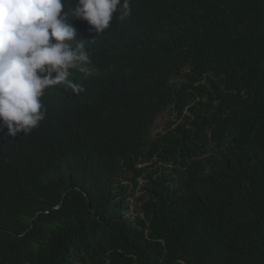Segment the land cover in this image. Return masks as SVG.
I'll return each mask as SVG.
<instances>
[{
    "label": "trees",
    "instance_id": "trees-1",
    "mask_svg": "<svg viewBox=\"0 0 264 264\" xmlns=\"http://www.w3.org/2000/svg\"><path fill=\"white\" fill-rule=\"evenodd\" d=\"M129 2L71 20L83 92L0 122V264H264V0Z\"/></svg>",
    "mask_w": 264,
    "mask_h": 264
},
{
    "label": "clouds",
    "instance_id": "clouds-1",
    "mask_svg": "<svg viewBox=\"0 0 264 264\" xmlns=\"http://www.w3.org/2000/svg\"><path fill=\"white\" fill-rule=\"evenodd\" d=\"M131 14L129 0H0V122L8 135L30 134L46 117L42 97L61 85L74 95L85 89L73 70L94 73L85 40L72 19L95 34L110 27L114 14Z\"/></svg>",
    "mask_w": 264,
    "mask_h": 264
},
{
    "label": "rangeland",
    "instance_id": "rangeland-1",
    "mask_svg": "<svg viewBox=\"0 0 264 264\" xmlns=\"http://www.w3.org/2000/svg\"><path fill=\"white\" fill-rule=\"evenodd\" d=\"M162 117L164 119L166 118H170V115L168 112H165ZM163 127L162 124H160V119H156V121L153 123V130H156V129H161ZM140 182H143L142 180H140Z\"/></svg>",
    "mask_w": 264,
    "mask_h": 264
}]
</instances>
